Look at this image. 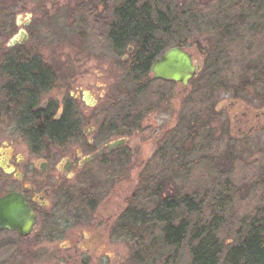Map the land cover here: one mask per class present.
<instances>
[{"label":"flooded vegetation","instance_id":"flooded-vegetation-1","mask_svg":"<svg viewBox=\"0 0 264 264\" xmlns=\"http://www.w3.org/2000/svg\"><path fill=\"white\" fill-rule=\"evenodd\" d=\"M15 2L0 1V108L5 106V112L12 114L0 130V200L18 197L35 219L27 236L13 229L0 230V264H127L140 248L141 235L126 227L128 204L117 216L114 210L118 187L131 163L125 137L142 131L158 104L149 112L142 106L143 98L136 97L140 104L133 110L137 127L128 130L110 118L111 99L124 98L119 85L131 73H136L140 84L137 95L148 96L151 86L147 84L158 82L150 68L169 48H164L163 39L143 45L158 30L171 35L175 19L169 15L164 19L149 0H73L70 10L59 8L54 19L69 18V29L64 31L72 34L68 48L72 59L65 61L71 67L68 81L60 66L45 59V45L40 42L45 41L46 1L23 0L17 11ZM158 14L161 19L152 18ZM110 48L118 56L112 63L107 56ZM88 64L101 70L96 75L103 89L98 99L107 105L93 117L96 126L89 125L76 138L75 131L84 120L79 118V104L93 109L98 103L90 92L76 91L72 85L82 74L78 70ZM63 81L71 86L58 87ZM54 94H59V102L48 98ZM85 121H90L88 116ZM173 122L167 124L151 160L160 146L172 142ZM230 125L231 134L236 133L235 144L241 143L250 134L264 131V109L235 114ZM114 142L122 144L109 151ZM152 164L145 170H151ZM15 224L24 226L21 219Z\"/></svg>","mask_w":264,"mask_h":264},{"label":"rangeland","instance_id":"rangeland-1","mask_svg":"<svg viewBox=\"0 0 264 264\" xmlns=\"http://www.w3.org/2000/svg\"><path fill=\"white\" fill-rule=\"evenodd\" d=\"M34 1L36 2L37 0ZM45 1L48 7L45 13L48 18L44 21L45 41H40L45 45L43 49L46 56L45 59L54 66H60L58 68L62 76L69 81L71 77V70L69 69H71V67L67 68L65 66L67 65L65 61L72 59L70 58L71 53L68 52V48L72 43V34L70 31H64V28L69 29V18H54L58 16L59 8L70 10L73 6V0ZM149 1L156 4L158 11H162L164 8H166V10L167 8L174 9L175 5L180 4L184 5V10L187 12L190 10L192 11L194 6L199 2V0H188L186 4H183L185 0ZM245 1L246 0H215L214 5H212L210 10L201 18L188 19L189 17L186 16L184 21H188L189 30H185V23L183 24L184 26L179 24L171 35L163 39L165 42V49L177 43L181 44L185 51L192 55L193 61L197 65H201L200 73L193 79L197 81L194 85L198 86L201 80L204 81L210 78L207 76L208 71L206 67L207 65L212 66L214 62L215 54L213 51L215 48L213 44L218 37L216 27L223 23L227 25L230 20H234L236 23H242L241 28L237 30L241 40H223L222 55L224 57L228 56L229 58L225 65L219 69L220 77L214 76V78L216 80H222V77L229 81V83L234 84L238 81L243 66L247 62L257 60L258 57H263L261 64L264 67V0H247L246 3ZM234 27H237V25ZM33 43L35 42H27V44L30 45ZM107 56L110 63L118 59L117 53L114 52L112 48L107 52ZM223 56L221 57L223 58ZM85 66L87 67L78 70L82 72V74L79 73L80 78L78 83L72 85L76 88V91L90 92L98 103L93 109L85 106L83 103L79 104V118L84 120H82L83 124L75 131L76 138L79 137V135L82 137L83 131L88 130L89 125L96 126L97 121H94L93 117L99 114V109L107 105L105 100L98 99L100 93L103 91L101 88L102 83L96 76L98 72H101L100 68L89 66V64ZM80 81H82V84ZM191 81L184 87L176 83L152 85L147 97H145V95L136 96L143 98L142 100L144 102H142V106L144 105V108L149 109L156 103L158 104V108L157 111L147 116L148 120L143 122L142 131L130 132L126 135L127 137H125V145L131 153V163L128 166L123 183L120 184L117 190L119 197L114 209L116 211V216L123 212L124 203L126 205L128 204V200L137 186L136 182L140 176L138 175L139 172L144 171L151 163L155 146L158 144L157 142L161 138L162 133H165L167 130L166 127L169 121H174L171 127L175 129L181 114H187V116H189L184 102L187 97L190 95L192 96L193 81L192 83ZM58 84L60 85L57 86L62 88L64 86L67 87V85L71 86V84H67V81ZM135 87L136 86L133 87V90ZM204 87L206 88L205 85ZM258 89L259 92H262V87ZM156 92L164 93L165 97L159 100L154 99ZM207 95V93L204 94L205 97H207ZM48 98L57 102L60 101L58 99L59 94L51 95ZM209 98L204 104L211 103V105L215 107L217 115L210 122L209 131H204L201 138L197 140L196 146L186 148V156L182 158V162L183 164L192 162L193 165L182 171L176 186L179 188V190L177 189V192H180H178V194L190 192L189 195H193L198 200L204 198L203 203L199 207L206 213L209 207L207 205L209 198H213V205H217V200L221 197L224 198L222 201L225 203V212L224 214L221 213L222 218L217 222L221 228H218L219 230L216 232L217 241H220L222 238L233 239L237 234L242 232L243 235H245L247 233L245 228L252 225L257 217L262 219L264 226V131L261 130L257 133H252L245 141L232 144L234 151L229 149L228 154L234 153V156L239 158L240 161L237 160L235 163L232 162L231 164L228 159H222L223 157H221L229 147V144L226 143V137L222 136L223 138H221L219 135L222 131V127L226 124L230 137L234 138L236 133L231 134L230 124L235 114L241 116L248 110L254 111L255 113L259 112L264 109V100L258 101L252 93L250 96L243 97L231 91H218ZM194 99L193 111L189 116L191 120L192 116L196 115L199 109L205 107L204 104L199 102V97L198 99L197 97ZM43 101L42 99L40 102ZM136 103L138 105L136 108H139V99L136 100ZM230 103H232V105H230ZM151 109L148 111L150 112ZM5 110V106H3L2 109L0 108V130L3 126L2 124L7 123L8 119H12V114H10L9 111L7 114ZM85 116H88L90 119L88 123L85 121ZM2 133L3 132L0 131V135ZM87 136L88 135H86V137ZM111 140H114V138L111 137ZM201 157H220L218 160H221V172L213 170L208 163L198 162ZM155 163L153 162L152 165ZM255 181H259L260 186L251 190V184ZM234 215H236L234 218L237 219V223L232 229L231 234L228 235V230H226L228 219ZM205 217L206 215H202V219ZM153 234H156V231H154ZM148 236L150 235H147L146 244L150 241H148ZM113 244L118 246L119 243L115 241ZM144 245L142 241L139 250L143 249ZM127 246L129 247L128 244ZM131 246L134 248L135 245L131 244ZM131 249L127 248V251ZM133 251L136 252V249L134 248ZM187 252L188 251H186L184 255V260L188 257ZM138 259L141 260L142 257ZM127 264H136L135 258L128 260ZM218 264H224V259H221Z\"/></svg>","mask_w":264,"mask_h":264},{"label":"trees","instance_id":"trees-1","mask_svg":"<svg viewBox=\"0 0 264 264\" xmlns=\"http://www.w3.org/2000/svg\"><path fill=\"white\" fill-rule=\"evenodd\" d=\"M15 1L17 11V7H22L23 0ZM214 3L215 0H199L198 4L189 12L184 10V5L180 4L175 5L174 9H169L172 14H168L166 8L159 12H163L164 19H168L167 15L171 19H175V28L179 24L184 26L185 23V30H189L188 21H184L186 16L189 17L188 19H199L210 10ZM162 15H153L152 18L161 19ZM224 24L226 25L223 23L216 27L218 37L213 44L215 48L213 51L214 62L212 66L207 65L206 67L207 76L210 78L201 80L198 86L194 85L197 81L192 80V96L187 97L184 102L189 116L193 111L195 97L197 99L199 97V102L204 104L218 91H231L243 97L250 96L252 93L258 101L264 100V67L261 64L263 57L247 62L241 69L238 81L234 84L222 77V80L214 78V76H219L220 67L225 65L229 58L222 55L223 40H241L237 32L242 26L241 22L236 23L234 20H230L226 26ZM235 25L237 27H234ZM167 36V33L158 30L150 36L151 39L146 44L144 43L143 47L152 46V43H157L158 40ZM175 46L183 47L178 43ZM160 50L162 49H159L158 53L161 52ZM135 74L131 73L119 85L120 90L125 94L124 98L111 99L113 111L110 113V118L113 119L117 127H126L128 130H135L137 127V114L133 110L137 107L135 98L140 91V84ZM160 83L165 82L151 81L147 85L152 86ZM134 86L136 87L133 90ZM260 87H262V92L258 91ZM205 93L208 94L207 97L204 96ZM162 97L163 93L161 92L154 96L157 100ZM204 105V108L199 109L196 115L192 116V120L187 114H181L177 127L173 130L172 142L169 144L166 142L168 138H164L163 141L166 144L163 147L160 146L156 156L151 160L152 163L156 162L154 167L152 166L153 168L149 171L145 170L138 177V184L128 200L126 227L133 230L134 233L138 231L137 236L141 235V243L143 241L145 244L143 249L135 253L136 264H218L221 259H224V264H264V226L260 217L255 218L254 223L245 228L247 231L245 235L242 232L233 239L222 238L217 241L216 232L221 228L217 222L222 218L221 213L225 212V203L222 201L224 198L218 199L217 205H213V198H209L207 202L209 207L206 213L199 207L204 198L198 200L193 195H189L190 192L181 194H178L179 191L177 192L179 188L176 184L182 171L193 165L192 162L186 164L182 162V158L186 156V148L196 146L197 140L201 138L204 131H209V124L217 115V111L211 103ZM221 130L219 135L221 138L226 137V143L229 144L221 156L222 159H228L230 164L237 160L240 161L234 156V153L228 154L229 149L233 150L232 144H235V141L230 137L227 125L224 124ZM38 133L45 134L44 131ZM218 158L201 157L198 162L208 163L213 170L221 172V160ZM259 186L260 182L255 181L251 184V190ZM202 215H206V217L202 219ZM234 217L236 215L228 219L226 229L228 235L231 234L237 223V219ZM154 231L156 234H153ZM147 235H150L148 236V241H150L146 244ZM186 251H188V257L184 260ZM139 257L142 259L139 260Z\"/></svg>","mask_w":264,"mask_h":264},{"label":"water","instance_id":"water-1","mask_svg":"<svg viewBox=\"0 0 264 264\" xmlns=\"http://www.w3.org/2000/svg\"><path fill=\"white\" fill-rule=\"evenodd\" d=\"M200 69V66L193 62L189 53L182 48L172 47L162 53L153 63L150 71L153 80L170 81L186 86L188 81L197 76ZM121 144V142H114L110 144L108 150L110 151L113 147H118ZM18 219L24 222V226L15 224ZM34 219L28 208L23 207L18 197L9 195L0 200V230L13 229L19 231L22 236H27Z\"/></svg>","mask_w":264,"mask_h":264}]
</instances>
